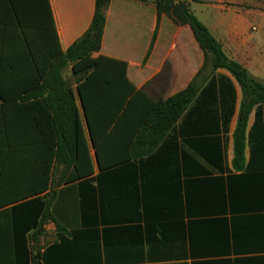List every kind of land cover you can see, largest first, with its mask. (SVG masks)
Segmentation results:
<instances>
[{"label":"crops","instance_id":"0c3cea01","mask_svg":"<svg viewBox=\"0 0 264 264\" xmlns=\"http://www.w3.org/2000/svg\"><path fill=\"white\" fill-rule=\"evenodd\" d=\"M50 1L67 52L91 28L97 0ZM178 1L229 59L264 82L262 0ZM97 56L126 62L129 81L156 104L195 81L197 95L149 155L111 168H100L82 115L93 169L72 183L74 170L44 147L26 159L0 157V264H264V107L251 110L237 159L241 85L226 69L202 72L205 54L191 28L159 19L152 2L110 0ZM30 77L27 62L0 56V79ZM36 199L47 202L52 219L40 226L41 218L13 215Z\"/></svg>","mask_w":264,"mask_h":264},{"label":"trees","instance_id":"16d2710c","mask_svg":"<svg viewBox=\"0 0 264 264\" xmlns=\"http://www.w3.org/2000/svg\"><path fill=\"white\" fill-rule=\"evenodd\" d=\"M137 1L154 3L159 19L166 15L175 24L191 28L205 54L202 72L208 67L212 73L226 69L237 79L244 92L236 136L237 159L242 157L243 126L253 107H264V82L227 57L222 45L191 12L187 2ZM109 3L110 0H97L91 28L63 52L50 0H0V56L17 63L27 62L32 73L26 80L0 79V157L8 153L23 158L45 148V140H53V147L58 146V151H52V143L43 150L50 159L58 156L62 164L74 170L67 180L72 183L89 176L84 175V169H93L82 115L90 130L100 168L121 166L132 157L149 155L182 118L197 95L199 85L196 81L166 102L156 104L129 81L126 62L94 57L101 49ZM69 64L76 89L61 74ZM210 89L211 84L201 95ZM137 97H141L140 105ZM194 113L190 112L189 117ZM120 121L127 126L121 129ZM116 122L117 127L114 126ZM135 137L138 141L134 146L145 147L140 152L132 148ZM117 153L122 157L117 158ZM12 213L34 216L36 220L41 218L40 224H30L26 231L53 218L50 206L40 199L13 208Z\"/></svg>","mask_w":264,"mask_h":264},{"label":"rangeland","instance_id":"374dc122","mask_svg":"<svg viewBox=\"0 0 264 264\" xmlns=\"http://www.w3.org/2000/svg\"><path fill=\"white\" fill-rule=\"evenodd\" d=\"M264 4V0H262ZM64 79H66L73 87L76 86L75 78L73 77L71 64L67 65L61 72Z\"/></svg>","mask_w":264,"mask_h":264}]
</instances>
